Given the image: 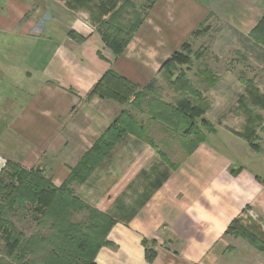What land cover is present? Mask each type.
<instances>
[{"label": "crops", "instance_id": "0c3cea01", "mask_svg": "<svg viewBox=\"0 0 264 264\" xmlns=\"http://www.w3.org/2000/svg\"><path fill=\"white\" fill-rule=\"evenodd\" d=\"M121 2L0 0V165L38 166L62 184L123 107L87 96L104 71L145 86L201 22L217 25L204 60L216 79L195 77L210 100L204 117L213 129L166 171L129 219L111 226L95 262L223 264L230 243L225 230L234 218L257 216L264 224V46L249 37L264 0H155L114 57L97 27L109 15L104 7ZM137 143L124 135L84 183H71L75 193L92 201L87 192L106 187L98 205L111 188H125L132 167L136 174L143 165L105 179L115 173L114 159L127 156L131 164ZM151 153L145 148L142 154ZM143 239L155 252L151 259Z\"/></svg>", "mask_w": 264, "mask_h": 264}, {"label": "trees", "instance_id": "16d2710c", "mask_svg": "<svg viewBox=\"0 0 264 264\" xmlns=\"http://www.w3.org/2000/svg\"><path fill=\"white\" fill-rule=\"evenodd\" d=\"M146 1L145 7L143 2L136 6L131 4V0H122L116 9L104 7L109 15L99 21L97 29L102 42L114 57L122 53L155 0ZM127 14L129 16L123 20ZM208 28L204 21L201 22L189 38L203 34ZM249 37L264 46V14L250 30ZM187 41L171 54L157 76L145 86H137L111 69L104 71L87 96L112 99L123 107L76 164L70 167L69 175L62 184L54 185L38 166L25 168L18 162L6 160L0 167V264H34L38 257L42 264H97V251L109 243V229L124 217L115 218L108 212L86 204L75 193L71 183H84L126 134L155 145L146 134L148 121L157 122L160 132L173 135L184 155L192 152L204 140L205 133L213 129L204 117L210 107V100L190 81L186 70L176 68L177 63H183L189 57L191 50ZM159 76L165 78L168 87L173 90L172 100L165 101L156 92V78ZM196 76L206 83L216 79L213 73L206 70V66L199 67ZM143 115L147 116L148 121ZM158 154L167 166H176L164 151L158 150ZM162 179H151L148 185L150 190ZM12 218H28L32 221V233L25 237ZM225 234H241L264 252V240L242 224L239 218L229 223ZM142 243L147 259H151L154 250L148 247L146 239ZM38 252L42 256L37 255Z\"/></svg>", "mask_w": 264, "mask_h": 264}, {"label": "rangeland", "instance_id": "374dc122", "mask_svg": "<svg viewBox=\"0 0 264 264\" xmlns=\"http://www.w3.org/2000/svg\"><path fill=\"white\" fill-rule=\"evenodd\" d=\"M142 2L143 7H145L147 5L146 0H131V4H134L136 6L140 5ZM127 6L129 5L127 4ZM127 16L129 15H125V18L123 20H125ZM123 20H121L120 22L125 23L123 22ZM208 27V31L204 32L201 35L188 39L187 44L191 50V52L188 53L189 57L183 63H177L178 65L176 67L186 70L190 81H192V83L198 89L200 88L196 83V72L199 67L205 66L204 60H207L205 56H207V54L211 52L210 45L213 40L212 37L214 35L215 29H217V25L212 24ZM155 88L157 90L156 92L165 101L173 99L174 92L170 87H168L165 78L160 76L157 77ZM143 118L148 121L146 115ZM147 130V136L154 141L155 145L146 142L145 139H139L132 135L138 143L135 145L131 144V147L137 150L136 154H134L131 148V164L129 165V163L127 162V156L125 158L114 159L113 165L115 166V173L113 174V176L107 175L105 179L106 183L108 181L111 182V180L113 178L115 179L117 175H128V170L133 166V164L138 165L136 168L143 165L142 167H140V170L136 174L135 171L137 169H135V167H132L133 169L131 170L130 174L132 177L134 174L135 176L133 178L131 177L128 185L125 188H111L109 196L105 200L102 199L101 203H99L98 205L95 204V199H98L101 192H105L107 188H98L95 192L94 190H91V193L87 192V196L89 197V199L91 197L92 201L83 197L81 198L86 204L97 207L104 212H108L115 218L124 217V219H126V217L128 215H131L136 207L141 205V203L144 202V200L148 197L151 190L150 187L147 186V183H149L151 178H163L166 174V171L171 169L160 158L158 150L164 151L174 164H177L181 160V158L184 156V152L173 135H171L170 133L160 132V128L157 122L148 121ZM141 148L142 153L143 149L145 148L149 149V151L151 150L152 153L150 157H147L146 154L140 153ZM137 153L140 154L138 155ZM1 166L2 165H0V167ZM112 173L113 170L109 172V174ZM108 189H110V187ZM92 192H94V196ZM79 216L80 215H78V217ZM256 218L257 216L246 215L241 218V222L249 229H252L254 232L258 233L259 237L264 240V224L256 220ZM12 220L15 223L16 227L23 232L25 237L29 236L32 233L34 224L32 223V221L28 220V218H12ZM227 236H229L230 238V243L223 258V264H264V252L259 251L241 234ZM37 255L42 256V253L38 252ZM34 264H42L40 257L35 259Z\"/></svg>", "mask_w": 264, "mask_h": 264}]
</instances>
